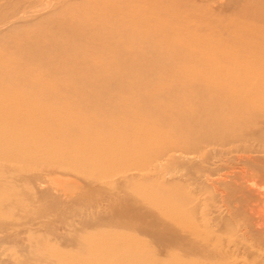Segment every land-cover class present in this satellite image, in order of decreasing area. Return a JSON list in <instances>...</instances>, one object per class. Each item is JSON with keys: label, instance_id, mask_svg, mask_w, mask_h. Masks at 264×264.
Segmentation results:
<instances>
[{"label": "bare ground", "instance_id": "6f19581e", "mask_svg": "<svg viewBox=\"0 0 264 264\" xmlns=\"http://www.w3.org/2000/svg\"><path fill=\"white\" fill-rule=\"evenodd\" d=\"M0 264H264V0H0Z\"/></svg>", "mask_w": 264, "mask_h": 264}, {"label": "rangeland", "instance_id": "374dc122", "mask_svg": "<svg viewBox=\"0 0 264 264\" xmlns=\"http://www.w3.org/2000/svg\"><path fill=\"white\" fill-rule=\"evenodd\" d=\"M36 13V12H35Z\"/></svg>", "mask_w": 264, "mask_h": 264}]
</instances>
